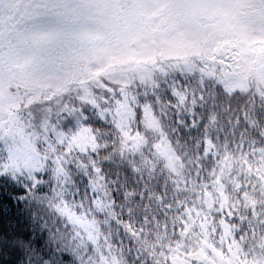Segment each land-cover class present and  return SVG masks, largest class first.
<instances>
[{"label":"snow or ice","instance_id":"6c2138e0","mask_svg":"<svg viewBox=\"0 0 264 264\" xmlns=\"http://www.w3.org/2000/svg\"><path fill=\"white\" fill-rule=\"evenodd\" d=\"M0 264H264V0H0Z\"/></svg>","mask_w":264,"mask_h":264}]
</instances>
